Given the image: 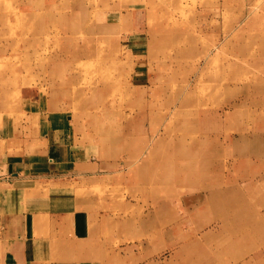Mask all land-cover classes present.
<instances>
[{
	"label": "rangeland",
	"instance_id": "rangeland-1",
	"mask_svg": "<svg viewBox=\"0 0 264 264\" xmlns=\"http://www.w3.org/2000/svg\"><path fill=\"white\" fill-rule=\"evenodd\" d=\"M257 108L264 114V0H0V210L79 211L102 264L225 260L210 254L224 237L177 255V207L169 235L155 227L148 242L144 228L171 213L178 157L192 168L232 162L223 134L252 128ZM195 140L207 143L201 155ZM62 223L68 237L72 221Z\"/></svg>",
	"mask_w": 264,
	"mask_h": 264
},
{
	"label": "crops",
	"instance_id": "crops-1",
	"mask_svg": "<svg viewBox=\"0 0 264 264\" xmlns=\"http://www.w3.org/2000/svg\"><path fill=\"white\" fill-rule=\"evenodd\" d=\"M27 105L30 103L25 101L24 106ZM34 112L40 115L41 111ZM235 112L229 109L228 115L225 114L226 118H231ZM262 113L263 108L253 109L252 128L243 127L240 122V129L236 134L227 132L223 134V142L227 143L226 148L231 145L237 153L230 164L227 158L217 157L218 159H208V163H211L209 167L203 168L202 162H205V159H200L192 168L191 159L185 155L178 157L177 169L173 171V179L177 181L178 190H171L176 195H171L172 197L170 196L165 202L171 208V213L169 212L167 216L161 215V221L157 225L144 228L148 232V242L151 241L149 231L155 227L162 231L163 236L169 235L171 229L166 225L175 217L176 210H183L187 214L181 216L178 213L175 228L178 238L183 241L176 251L179 257L186 253L188 248L202 249L204 244L202 239L218 241L220 237H224L225 242L222 246L216 245V251H210V254H217V258L221 254L224 255L225 260L220 264H264V128H261V124L264 126V114ZM48 120L45 119L46 126L48 122L57 124L53 119ZM222 127L223 125L213 129V134L217 135L219 141H221L219 136L223 133ZM252 142H257L259 146L255 157L249 154ZM194 143L197 148L200 145L201 147L207 145L196 140ZM223 145L222 147L225 148ZM199 149L195 148L193 153L201 155L203 148ZM0 154V175L5 177L7 167L3 159L4 155L6 157L7 155ZM72 156L74 157V154L67 155V158ZM142 163V167L147 170L151 168L153 159L148 155ZM71 168L73 169L74 166ZM202 169L207 171L203 172ZM175 180L173 181L176 182ZM147 182L151 187L154 184V177L147 176ZM182 187L190 191L183 192ZM174 198L178 200L175 205L172 204ZM150 202L146 197L142 205L147 207ZM214 208H218L224 217L218 216ZM58 219L61 221L60 224L57 222ZM67 219L72 221L71 234L68 237L65 235L66 229L62 223ZM50 220H56L58 225H51ZM192 220L196 221L193 228L183 226V223ZM214 222L217 223L215 228L210 226ZM219 222L221 224L218 225ZM59 225H63L62 228ZM206 227L209 228L204 229ZM100 248L95 244L91 245L86 217L84 218L79 211L58 217L39 210L10 212L0 210V264H102V259H94L92 256L93 251ZM204 248L207 250V247ZM201 264L206 263H202L201 260ZM208 264L219 263L218 261L215 263V259L211 258Z\"/></svg>",
	"mask_w": 264,
	"mask_h": 264
}]
</instances>
